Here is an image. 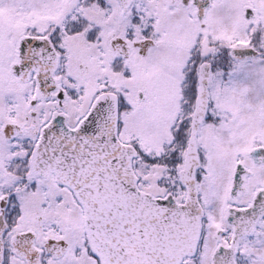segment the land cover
<instances>
[{"label":"snow or ice","instance_id":"1","mask_svg":"<svg viewBox=\"0 0 264 264\" xmlns=\"http://www.w3.org/2000/svg\"><path fill=\"white\" fill-rule=\"evenodd\" d=\"M238 54L264 0H0V264H264Z\"/></svg>","mask_w":264,"mask_h":264},{"label":"rangeland","instance_id":"2","mask_svg":"<svg viewBox=\"0 0 264 264\" xmlns=\"http://www.w3.org/2000/svg\"><path fill=\"white\" fill-rule=\"evenodd\" d=\"M240 61L245 62L244 66L241 68L232 66L223 85L247 88L246 99L250 103L255 104L264 101V77L258 72L259 68L264 67V60L253 56L240 59Z\"/></svg>","mask_w":264,"mask_h":264},{"label":"flooded vegetation","instance_id":"3","mask_svg":"<svg viewBox=\"0 0 264 264\" xmlns=\"http://www.w3.org/2000/svg\"><path fill=\"white\" fill-rule=\"evenodd\" d=\"M207 2V0H205V3ZM238 60H240V58L237 57ZM235 65V61L232 58H229V60L227 61V63H225L222 67H219L217 69H215V71H218L220 74V81L221 84L223 85V83L227 80L226 78H228L229 75V70H231L232 66Z\"/></svg>","mask_w":264,"mask_h":264},{"label":"water","instance_id":"4","mask_svg":"<svg viewBox=\"0 0 264 264\" xmlns=\"http://www.w3.org/2000/svg\"><path fill=\"white\" fill-rule=\"evenodd\" d=\"M237 57H238V58H245V57H252V56H246V55L238 54Z\"/></svg>","mask_w":264,"mask_h":264}]
</instances>
